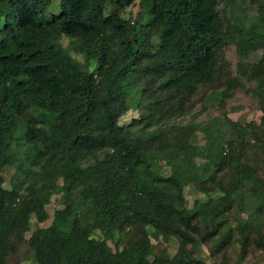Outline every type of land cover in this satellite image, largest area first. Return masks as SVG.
Wrapping results in <instances>:
<instances>
[{"label":"trees","instance_id":"1","mask_svg":"<svg viewBox=\"0 0 264 264\" xmlns=\"http://www.w3.org/2000/svg\"><path fill=\"white\" fill-rule=\"evenodd\" d=\"M51 1L0 0V170L9 166L17 177L4 189L0 176V264L28 216L46 218L35 198L53 194L62 207L24 242L31 264H201L204 244L213 258L237 243V261L261 249L264 0H247L252 11L238 16L237 0H138L133 20L119 12L134 0H58L46 17ZM227 44L240 59L261 50L239 69L254 82L260 117L230 123L223 139L209 122L174 117L220 78ZM239 84L226 80L228 89ZM130 109L136 119L118 125ZM198 131L201 145L192 141ZM187 185L201 194L189 208ZM158 237L175 240L176 253L151 256L149 239Z\"/></svg>","mask_w":264,"mask_h":264},{"label":"rangeland","instance_id":"2","mask_svg":"<svg viewBox=\"0 0 264 264\" xmlns=\"http://www.w3.org/2000/svg\"><path fill=\"white\" fill-rule=\"evenodd\" d=\"M138 0L128 7L124 8L119 12L123 19L133 20L138 9ZM246 12L252 11L249 8L247 0H237L232 15L238 16L245 9ZM218 9L223 11L225 18L228 19L229 12L227 8L218 5ZM58 12V0H52L50 6L46 10L45 16L48 17L50 14ZM106 12V10L104 11ZM67 40L64 38L61 40V45L67 47ZM80 59L78 56L73 55ZM261 55V50L257 49L247 54L246 59H240L236 53L234 47L227 44L221 49V59L219 62L220 78L215 77V82L198 89L195 97L196 100L192 103V106L184 113L174 117V120L180 124H186L192 119V123L202 125L209 122L207 126L209 129L217 133L221 138H227L230 134L228 131L230 123H236L237 125H245L248 123L256 124L260 117V111L257 108L256 102L253 96L249 93L254 85V82H250L240 75L239 69L242 67L249 66L250 64L256 63ZM91 67V66H90ZM236 77L239 81V85L231 88L226 87V80L228 78ZM224 92L223 96L218 93ZM208 95L210 97L208 98ZM204 97V110L199 112L201 106L200 99ZM195 99V98H194ZM137 112L130 109L126 111L118 120V125H125L131 119H136ZM192 141L198 145H201L204 141V137L201 131L195 133ZM13 169L9 166H3L0 170L1 176V187L4 189H10L12 186V178H17L13 174ZM18 180H16V184ZM182 196L184 199L185 206L189 208L194 199H200L201 194L196 192L192 185H187L182 189ZM41 205L46 218L42 221H37L34 215H29L27 220L26 230L22 233V238L16 242L15 247L11 255L6 258L5 264H31L29 262V255L24 250V242L28 239L30 233L37 228L46 227L52 218L53 211L61 208L60 194L50 195L47 199H43L40 196L35 198ZM238 216L235 206L226 214V221L228 225L233 226L235 224L236 217ZM243 217V215H240ZM90 237L97 239L100 238L98 231H92ZM112 249L110 243H107ZM148 252L151 256L159 255L160 253L166 252L168 258L176 253V241L169 238H150L149 239ZM233 247V246H232ZM244 256L237 261L236 255L234 254L237 249V243H234L235 249H225L221 254L218 253L211 258L207 251V245H202L198 249V256L201 264H213L214 261L218 260L221 255H224L228 264H264V239L262 241V248H255L252 246ZM237 261V262H236Z\"/></svg>","mask_w":264,"mask_h":264},{"label":"clouds","instance_id":"3","mask_svg":"<svg viewBox=\"0 0 264 264\" xmlns=\"http://www.w3.org/2000/svg\"><path fill=\"white\" fill-rule=\"evenodd\" d=\"M63 38H64L65 40L69 39V37H68L66 34L63 35ZM81 55H82V54H81Z\"/></svg>","mask_w":264,"mask_h":264}]
</instances>
